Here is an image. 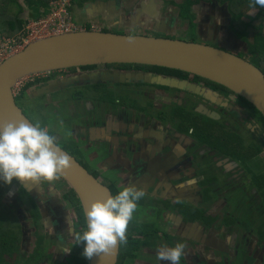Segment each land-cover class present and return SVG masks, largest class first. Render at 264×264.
<instances>
[{"label":"flooded vegetation","instance_id":"1","mask_svg":"<svg viewBox=\"0 0 264 264\" xmlns=\"http://www.w3.org/2000/svg\"><path fill=\"white\" fill-rule=\"evenodd\" d=\"M97 1L90 2L95 6ZM184 1L155 0L165 16L155 5L158 21L144 12L143 26L152 24L153 29L169 33L170 10L164 5H178L180 16L179 5ZM137 2L115 0L121 7L113 8L109 2L96 7L102 8V16L94 18L106 22L117 14L119 24H133L136 17L129 23L130 11L122 6L133 11ZM190 5L191 18H180L187 20L200 40L214 46L212 42L241 46L238 43L244 40L234 34L225 2L199 0ZM104 24L101 29L113 28ZM219 29L227 33L219 37ZM115 64L48 71L27 83L24 97L39 98L28 106L36 109L39 104L38 112L49 119L51 128L42 126L52 132L57 128L52 135L58 145L66 142L85 149L84 160L94 163V169L63 147L111 194L113 187L118 191L125 185L143 189L145 195L137 201L126 242H119L115 264H170L157 262L155 253L176 242L184 245L179 264H264V122L260 115L236 93L201 76ZM117 85L124 86L122 91ZM23 91L15 98H22ZM138 97H145L150 106L137 103ZM192 117L194 125L189 124ZM205 118L210 131L223 136L212 139L202 133ZM180 123L188 124L180 127ZM71 199L70 190H60L53 179H41L39 184L15 179L10 184L0 182V234L5 220L11 219L13 228L17 227L13 248L0 251L1 259L6 264L67 263L77 245L68 242L72 229L79 228L72 223L76 213ZM26 204L25 215L21 211Z\"/></svg>","mask_w":264,"mask_h":264},{"label":"water","instance_id":"2","mask_svg":"<svg viewBox=\"0 0 264 264\" xmlns=\"http://www.w3.org/2000/svg\"><path fill=\"white\" fill-rule=\"evenodd\" d=\"M97 2L104 6H108L109 2L115 4V0ZM153 4L154 0H138L133 7L136 20L144 12L155 15ZM117 7H121L120 4ZM241 44L246 43L240 41L238 45ZM103 63L156 65L201 76L244 98L264 117V73L248 58L227 47L162 35L84 28L32 40L0 62V121L25 120L33 123L17 105L12 93V86L19 77L64 67ZM156 82L170 83L163 79ZM58 146L69 155L70 164L57 175L75 192L84 214L90 202L103 199L111 191L72 154ZM118 248L119 241L107 253H94L88 258V264H115Z\"/></svg>","mask_w":264,"mask_h":264},{"label":"clouds","instance_id":"3","mask_svg":"<svg viewBox=\"0 0 264 264\" xmlns=\"http://www.w3.org/2000/svg\"><path fill=\"white\" fill-rule=\"evenodd\" d=\"M254 4L264 8V0H254ZM82 26V29L86 27ZM69 164V155L39 121H0V182L10 184L15 179L20 183L39 184L41 179L51 181ZM144 195L143 189L125 185L115 194L90 202L84 210L82 229H72L73 243H82V254L90 258L94 253L109 252L118 241L126 242L129 221L137 209V201ZM183 247V243L176 242L158 248L155 253L157 262L167 260L170 264H179ZM63 250L68 252L70 246Z\"/></svg>","mask_w":264,"mask_h":264},{"label":"trees","instance_id":"4","mask_svg":"<svg viewBox=\"0 0 264 264\" xmlns=\"http://www.w3.org/2000/svg\"><path fill=\"white\" fill-rule=\"evenodd\" d=\"M10 0H0V34L5 36H14L20 34V32L23 29V17L20 15V12H22L23 7L20 3H18L19 10L15 13L14 16L7 14L6 8L7 3ZM50 0H25V4L27 5V8L30 9L32 12V17L37 18L42 13H46L48 11V4ZM85 0H75L73 3L76 2H84ZM194 1L199 0H186L184 2H181L180 6V16L191 18L190 13L188 12L190 4ZM219 2H226L227 10L231 17V28L234 31V34L237 35L241 40L248 41V35L249 33L252 34V41H248L246 43L247 46V53L245 51L238 52L240 56L248 58L252 63H254L257 67H259L262 72L264 73V8H261L254 4V0H217ZM72 3V4H73ZM247 8H254L256 9L255 14L247 21L242 19L243 10ZM190 26L193 27L192 22L190 21ZM85 28H89L87 25ZM249 29H251L249 31ZM102 30H106L105 28H102ZM116 66L129 68L131 66L138 67V68H147L151 72H157V73H167L171 75H182L187 76L189 74L188 72L174 69V68H167L163 66H156V65H147V64H131V63H116ZM195 76V75H194ZM197 77V76H195ZM200 77V76H199ZM209 81V80H208ZM211 82V81H209ZM214 85L221 86L225 90H228L226 87L217 84L215 82H211ZM29 84V83H28ZM28 84L25 85V87L28 86ZM110 93V92H109ZM100 98L105 97L103 94H99ZM246 104H248L251 108H253L261 117V119L264 122V117L251 105V103L247 102L244 98L240 97ZM194 117V116H193ZM193 117L189 120L190 125L193 124ZM210 122L207 118H205L204 121L201 122V125L203 127L202 133H205L208 135L209 138L214 139V137H218L219 135L223 136L222 133L218 134L215 132H211V127H208V124ZM188 123H180V127H183ZM250 155V154H249ZM111 186V185H110ZM69 190L72 194L71 203L75 209L76 213V223L79 228L76 230L79 231L82 229L84 224V216L83 212L80 206V202L75 194V192L72 190L71 187H69ZM117 191L113 187L112 194H115ZM65 264H88V258H86L82 254V243L77 244L74 248V251L72 252L69 260Z\"/></svg>","mask_w":264,"mask_h":264},{"label":"rangeland","instance_id":"5","mask_svg":"<svg viewBox=\"0 0 264 264\" xmlns=\"http://www.w3.org/2000/svg\"><path fill=\"white\" fill-rule=\"evenodd\" d=\"M21 1V0H19ZM147 1V0H146ZM160 1V0H158ZM176 1H180V0H176ZM23 3H25L24 1H22ZM155 2V0H154ZM81 3V2H79ZM226 3V2H225ZM153 5H156L155 3ZM168 5V8L170 10V31L169 33H166L164 31H160V29L158 28H154L153 29V25H149V26H146L144 25L143 26V22H142V19L145 17V15H141L139 17V20L137 19V21L133 22V24H119V19H118V15L115 14L113 16H108V19L105 21H101L102 19L97 17V20H94L97 25L100 27L101 25L104 24V26H106L107 24V27H113V28H107V30H110V31H114V32H123V33H142V34H152V35H162V36H167V37H172V38H179V39H183V40H195V41H200V42H204L203 40H200V38L198 37L195 29L192 30L190 29V27H188V23H187V20L185 19H182L180 18V16L178 15V5H173L171 3H167L166 5L164 6H167ZM7 8H6V11H7V14L9 15H12L14 16L15 13L19 10V6H18V3H17V0H10L8 1L7 3ZM164 6H162L163 8H165ZM122 9L126 12L130 11L129 13V17L127 20H129L128 22L131 23L130 21H132L133 19V16H134V11L132 10H129V8H125L124 6H122ZM156 10H158L159 12H163V15H164V10L165 9H161L158 8V6L156 5ZM157 11V12H158ZM167 12V11H166ZM256 12V9L254 8H247V9H244L243 10V15H242V19L247 21L249 20ZM199 15V14H198ZM165 16V15H164ZM198 17V16H197ZM109 20V21H108ZM150 21H151V17H150ZM153 22V21H152ZM151 22V23H152ZM95 23V24H96ZM137 23V24H136ZM24 24V22H23ZM90 21L88 22V26H90ZM145 26L147 28H151V29H146ZM251 29H249L250 31ZM227 33V31L225 29H219L218 30V33L217 35L219 37L221 36H224V34ZM248 41H252V34L249 33L248 35ZM248 41H245L246 43H248ZM212 44H215V46H219V47H222V48H225L224 46H222L221 44L219 43H216V42H212ZM223 45H226L225 43H222ZM244 45V46H242ZM245 45L246 44H241V46H233L232 44H228L226 47L232 51H237V50H241V51H244L245 50V53H247V46L245 48ZM249 56V54H248ZM118 86V85H117ZM124 86H118L115 88L118 90V91H122ZM26 87H23V96L22 98L21 97H16L15 98V101L18 105H20L24 112L27 114V116L34 122H37L39 121L40 125L42 126V124L46 125L49 129L51 128V124H50V121L48 122V118H46L45 116L41 115L40 116V112H38V109L39 108V104H35V107L36 109H30L28 104H33L34 101H39V98H32V99H29L27 98V100H24V97H25V92H26ZM79 91L81 92H84V90L79 89ZM111 92L113 94H115L116 92L113 91V89L111 88ZM60 95L57 94L56 97H59ZM88 96H92V95H88ZM137 99V100H136ZM135 100L137 101V103L141 104V105H145L147 106V108L150 106V103L147 101V99L145 97H141V98H135ZM158 104V103H157ZM109 109V107H107ZM45 122H48V123H45ZM48 131L50 132V134H52L53 132H57V128L53 127V132L51 130ZM61 140V139H60ZM65 144H61L63 147H66L72 151H74V153L76 155H78V157L84 161V163H86V165L89 167V168H92L94 169L95 168V165L94 163H87L85 160H84V157H86V154H84L85 149L83 148L82 150L80 149V146L78 144H67L66 142H64ZM77 149V150H76ZM98 175H100L102 178H105L104 176H102L100 174V172H97ZM53 181L54 183L57 185V187H59L60 190L62 191H68L69 190V187H68V184L62 179L60 178L59 176H55L53 178ZM24 195V193H23ZM24 201V199H23ZM62 203V202H61ZM63 204V203H62ZM27 204L26 205H23V209L21 212H23V214H28L27 212ZM72 216H73V219H74V214L72 213ZM27 219V218H25ZM10 221H12L10 219ZM10 221L8 222L7 220H5L3 223H2V226L4 228L3 232L0 234V251L2 250H9V249H12L13 248V244H14V241L16 239V236L14 234H16L14 231L17 229V227H14V225H12L10 223ZM7 222V223H5ZM72 223L74 225H77L76 222H74V220H72ZM73 225V226H74ZM26 226V225H24ZM29 225H27L28 227ZM30 228V227H29ZM41 231V230H39ZM0 232H1V218H0ZM52 233V232H51ZM31 237V236H30ZM31 241V239H30ZM69 244H71L73 242V236L70 237V240L68 241ZM70 246V245H69ZM71 248V246H70ZM0 264H6V261L4 262L2 259H1V253H0Z\"/></svg>","mask_w":264,"mask_h":264},{"label":"built area","instance_id":"6","mask_svg":"<svg viewBox=\"0 0 264 264\" xmlns=\"http://www.w3.org/2000/svg\"><path fill=\"white\" fill-rule=\"evenodd\" d=\"M75 0H50L48 11L37 18H26L23 29L18 35H0V62L8 55L22 49L32 40L69 31L80 30L82 25L76 23L70 8ZM46 72L19 77L12 86L14 96L33 79Z\"/></svg>","mask_w":264,"mask_h":264},{"label":"crops","instance_id":"7","mask_svg":"<svg viewBox=\"0 0 264 264\" xmlns=\"http://www.w3.org/2000/svg\"><path fill=\"white\" fill-rule=\"evenodd\" d=\"M22 1L25 2V0H21V5L23 7V9H22L23 10L22 17H23V22H24V20L26 18L32 17V13H31L32 11L30 9H28L27 5L25 3H23ZM99 6L103 7L104 4H102L101 2H97V5L93 6L92 3L89 0L88 1L86 0L85 2H81V3L76 2L71 7L72 17L77 23H79L81 25L85 26V24H87L85 22H89L90 21V23H91L90 24V28L100 29L101 26L100 27L97 26V23L94 21V20H97V18H94V16H102V13L99 11V10H102V8H96V7H99ZM113 7H117V4L115 3V4H112L110 6V8H113ZM91 10H92V12H91ZM93 10H96V11H93ZM147 14H149V13H147ZM158 19H159V16H157V18H155V21H158ZM138 20H139V18H138ZM0 35H2V34H0Z\"/></svg>","mask_w":264,"mask_h":264}]
</instances>
